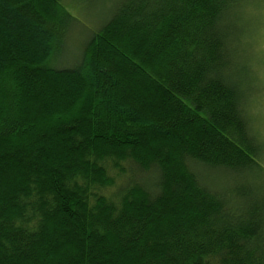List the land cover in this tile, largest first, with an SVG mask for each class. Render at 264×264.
<instances>
[{"label": "trees", "instance_id": "1", "mask_svg": "<svg viewBox=\"0 0 264 264\" xmlns=\"http://www.w3.org/2000/svg\"><path fill=\"white\" fill-rule=\"evenodd\" d=\"M250 1L119 0L56 68L62 0H0V264H264Z\"/></svg>", "mask_w": 264, "mask_h": 264}, {"label": "rangeland", "instance_id": "2", "mask_svg": "<svg viewBox=\"0 0 264 264\" xmlns=\"http://www.w3.org/2000/svg\"><path fill=\"white\" fill-rule=\"evenodd\" d=\"M118 1L62 0L63 7L72 19L67 21L58 47L48 59L47 65L56 68L73 66L80 59L92 32L105 22ZM245 8L248 25L247 30H243L240 47L244 49L243 55L250 60V75L254 77L252 84L249 83L254 92L249 94L251 99L248 96L250 102L247 112L259 140L264 143V0H252ZM200 173L213 185L218 186L226 181L227 174L221 170L205 169L200 170Z\"/></svg>", "mask_w": 264, "mask_h": 264}]
</instances>
